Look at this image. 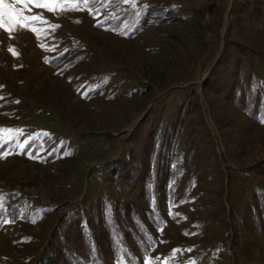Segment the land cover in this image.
Instances as JSON below:
<instances>
[{"label": "rangeland", "instance_id": "1", "mask_svg": "<svg viewBox=\"0 0 264 264\" xmlns=\"http://www.w3.org/2000/svg\"><path fill=\"white\" fill-rule=\"evenodd\" d=\"M6 3L0 264H264V0Z\"/></svg>", "mask_w": 264, "mask_h": 264}, {"label": "snow or ice", "instance_id": "2", "mask_svg": "<svg viewBox=\"0 0 264 264\" xmlns=\"http://www.w3.org/2000/svg\"><path fill=\"white\" fill-rule=\"evenodd\" d=\"M61 2V0H14V3L16 4H21V5H27V4H34L38 7H44L49 11H55L56 8L59 6V3ZM127 2V0H126ZM80 4H83L85 6H88V0H77V6H79ZM69 10H73V9H69ZM5 17L8 18L9 21H11L12 23H31V22H35L38 19H40V17L37 16H32V17H23L19 11H17V9L15 7H13V5L11 4H7L6 0H0V27H4L5 26ZM41 22H45V21H41ZM53 27H58V26H53ZM34 32L39 31L38 29H32ZM264 122V121H262ZM14 130H4V129H0V147H3V144L5 142H7L5 140V135L7 134L8 136V140L11 139V133ZM28 141H25L23 144L19 145L20 150L23 151L24 148L27 146ZM11 153H0V158H2L5 155H8ZM69 153H65V155H68ZM30 158H34V157H30ZM3 208V200L0 199V209ZM4 223H7L9 221H3ZM33 222H35L33 220ZM177 250H173V253L175 254ZM190 251V250H189ZM144 264H150L149 260H145Z\"/></svg>", "mask_w": 264, "mask_h": 264}]
</instances>
